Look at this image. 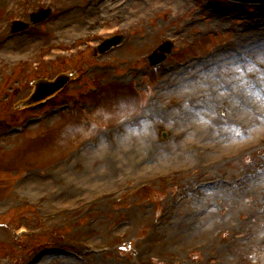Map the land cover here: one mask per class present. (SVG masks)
Listing matches in <instances>:
<instances>
[{
    "label": "rangeland",
    "instance_id": "obj_1",
    "mask_svg": "<svg viewBox=\"0 0 264 264\" xmlns=\"http://www.w3.org/2000/svg\"><path fill=\"white\" fill-rule=\"evenodd\" d=\"M75 2L67 33L61 0H0L21 48L0 62V264H68L91 241L98 262L264 264V5ZM114 34L124 43L96 55ZM63 73L69 85L25 105Z\"/></svg>",
    "mask_w": 264,
    "mask_h": 264
},
{
    "label": "bare ground",
    "instance_id": "obj_2",
    "mask_svg": "<svg viewBox=\"0 0 264 264\" xmlns=\"http://www.w3.org/2000/svg\"><path fill=\"white\" fill-rule=\"evenodd\" d=\"M190 0H173V2L175 3V5L179 8L184 7L185 5L188 4ZM62 2V9H61V16H63L60 20H58L55 23V27L57 29H64L63 31L67 32L71 29L69 27H71L72 25L70 23L67 22V20L71 17L74 19H79L78 16V11L81 12L82 11V7L78 6L77 3L75 2V0H61ZM60 16V17H61ZM69 17V18H66ZM216 20H218L220 17L219 16H215L214 17ZM193 21V20H190ZM83 21H78L79 24H81ZM218 22V21H217ZM216 22V23H217ZM215 23V22H214ZM262 24H264V20L261 21ZM217 27H220V24H216ZM69 28V29H67ZM16 41V43H14ZM13 42H9L6 39V36L3 34V32L0 30V62L4 61V59H10L12 54H14V52L16 50H21V48L18 46L19 44H17V40H15ZM254 42L258 45H263L264 44V37H259V36H255ZM233 50V48H230ZM130 223L126 226H129ZM126 226H124V222H119V224H117L115 226V231H119L121 233L126 232L125 230H122L121 228H126ZM114 232V231H113ZM112 235H114V233H111ZM152 238V237H149ZM92 245V246H89ZM97 247V243L92 242L91 243H87V246L84 247L86 249L85 250V255L81 256L80 254L77 253H73L74 255V259H71L70 257H67V259H64V261L68 264H73L76 260H85V262L89 261V264H120L119 262H109V260H100L99 262L96 260L98 259V255L95 254V248ZM72 254V253H71ZM109 262V263H108Z\"/></svg>",
    "mask_w": 264,
    "mask_h": 264
},
{
    "label": "water",
    "instance_id": "obj_3",
    "mask_svg": "<svg viewBox=\"0 0 264 264\" xmlns=\"http://www.w3.org/2000/svg\"><path fill=\"white\" fill-rule=\"evenodd\" d=\"M244 3H264V0H236ZM50 14L49 9H41L35 13H32L30 15V21L33 24L39 23L45 19ZM28 27V24L15 21L12 26L13 32L21 31ZM122 37L120 36H114L112 38L106 39L104 42H102L98 46V50L100 53L105 52L106 50L110 49L112 46H115L116 44L120 43L122 41ZM172 49V43L165 41L160 47L159 52H154L149 56V61L151 64H157L161 62L166 56L165 53H170ZM68 81V77L65 75L59 76L56 78V80L52 83L46 82V81H38L36 82L37 90L35 94L31 97V101L38 100L40 98H43L49 94L54 93L58 89L64 86V84ZM165 137V133L162 135Z\"/></svg>",
    "mask_w": 264,
    "mask_h": 264
},
{
    "label": "snow or ice",
    "instance_id": "obj_4",
    "mask_svg": "<svg viewBox=\"0 0 264 264\" xmlns=\"http://www.w3.org/2000/svg\"><path fill=\"white\" fill-rule=\"evenodd\" d=\"M260 58H261V59H264V54H262Z\"/></svg>",
    "mask_w": 264,
    "mask_h": 264
}]
</instances>
